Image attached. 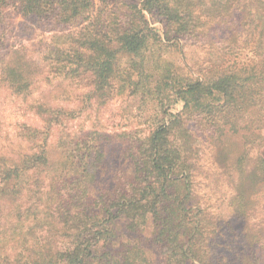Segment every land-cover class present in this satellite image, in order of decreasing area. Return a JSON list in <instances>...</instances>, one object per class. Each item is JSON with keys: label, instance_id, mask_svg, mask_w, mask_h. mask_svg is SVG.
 Wrapping results in <instances>:
<instances>
[{"label": "trees", "instance_id": "trees-1", "mask_svg": "<svg viewBox=\"0 0 264 264\" xmlns=\"http://www.w3.org/2000/svg\"><path fill=\"white\" fill-rule=\"evenodd\" d=\"M141 1V9L137 4L125 8L122 21L100 25L106 30L103 34L94 26L99 23H87L71 39V50L56 56L54 74L71 86L85 81L90 87L88 101L109 102L117 94L114 79L119 91L129 87L139 92L142 83V94L159 98L161 86L149 85L146 66L148 52L160 43V36L141 11H155L163 18L165 38L191 35L199 25L188 19L191 3ZM9 7L22 18L40 19L55 12L54 22L73 25L91 18L93 0H0L1 9ZM120 58L126 59L122 69ZM17 62L6 65L0 75L11 84V95L26 100L27 111L41 125L18 123L7 151L0 154V264H147L140 242L126 239L117 244L116 226L121 221L129 233L150 228L151 242L160 249L164 264H214L209 247L214 222L194 192L200 164L187 124L200 119L212 127L215 134L208 139L218 153L223 148L217 162L231 189L228 205L238 220L246 221V182L264 186V125L261 132L245 129L249 134H244L228 118L222 125L216 118L224 111L236 114L255 106L254 96L264 90L255 75L224 73L164 82L174 100L182 103L181 110L163 112L136 138L128 151L132 168L127 180L98 189L97 180L106 170L102 144L67 130L60 133L78 108L52 107L35 97L32 79ZM232 137L238 142L234 157L228 154ZM253 148L258 150L254 168L246 169ZM244 238L242 252L257 264L254 248L264 249V227L245 229Z\"/></svg>", "mask_w": 264, "mask_h": 264}, {"label": "rangeland", "instance_id": "rangeland-1", "mask_svg": "<svg viewBox=\"0 0 264 264\" xmlns=\"http://www.w3.org/2000/svg\"><path fill=\"white\" fill-rule=\"evenodd\" d=\"M174 3H191L192 22L199 28L191 35L172 39L164 37L166 33L163 18L155 11L148 13L142 10L148 26L160 36V43L148 52L146 66L148 82L152 87L161 86L159 98L154 100L131 88L119 91L118 82L114 79L113 87L117 94L111 100H89V86L85 81L71 86L65 79L57 76L54 64L60 52L71 50V39L76 37L87 23L94 25L100 34L108 21H122L125 8L137 4L141 9V0H93L91 18L77 21L73 25L54 22V13L45 18H22L16 11L0 8V70L15 59H19L21 71L28 73L34 83L32 87L35 97L43 102L64 110L77 109L74 119H69L66 129L76 136H86L88 142L94 140L102 144L103 159L106 167L103 176L97 180L96 188L106 185L122 184L129 177L132 165L128 159V151L136 138L146 133L165 112L172 115L179 112L182 103L176 102L170 87L164 82L180 77L208 78L224 73H245L255 75L258 87H264V79L257 77L258 72L264 76V0H170ZM93 23V24H91ZM13 58V59H12ZM21 58V59H20ZM56 60V61H55ZM126 59H119V68L125 67ZM1 73V72H0ZM56 73V74H54ZM259 74V75H260ZM165 75L169 79H165ZM10 83L0 75V154L7 151L18 123L40 127L41 123L29 114L26 100L11 95ZM76 86V87H75ZM146 87V86H145ZM144 87V88H145ZM113 93V92H112ZM255 106L239 113L220 114L216 122L222 125L225 118L233 121L237 130L263 129L264 123V90L262 95H255ZM82 103H80V99ZM85 98V99H84ZM25 101V103L23 102ZM200 119L188 122L196 141L197 167L194 181V192L200 204L213 218L214 233L209 240L214 264H252L248 252H242L247 243L244 238L245 229L255 230V226L264 227V186L261 183L246 182L247 220H238L229 207L231 189L226 175L220 170L217 162L221 147L217 152L212 140V127ZM225 136L230 134L227 126ZM245 130L244 134H249ZM90 139V140H89ZM207 139V141H206ZM233 149L229 156L236 155L238 142L232 137ZM226 148L224 152H226ZM218 153V154H217ZM258 150L252 149L248 156L246 169L254 168ZM245 227V228H244ZM117 244L126 239L141 243L147 256V264H164L160 249L151 242L150 228L136 234L129 233L121 221L117 226ZM257 264H264V249L254 248ZM247 258V259H246ZM254 263V261H252Z\"/></svg>", "mask_w": 264, "mask_h": 264}]
</instances>
